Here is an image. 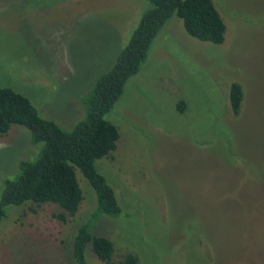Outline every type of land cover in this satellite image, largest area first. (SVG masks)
<instances>
[{"label": "rangeland", "instance_id": "1", "mask_svg": "<svg viewBox=\"0 0 264 264\" xmlns=\"http://www.w3.org/2000/svg\"><path fill=\"white\" fill-rule=\"evenodd\" d=\"M212 2L225 24L222 43L189 36L170 16L104 115L118 139L94 166L120 213L101 215L91 232L112 242L113 262L128 252L137 264H264V0ZM147 5L0 0V87L70 129L82 117L81 96L113 64ZM257 11L250 27L245 19ZM230 81L243 90L237 115ZM40 147L17 124L0 135V192ZM75 177L81 200L64 221L51 203L4 206L0 264H76L72 238L96 196L76 168ZM84 257L105 264L89 246Z\"/></svg>", "mask_w": 264, "mask_h": 264}, {"label": "trees", "instance_id": "2", "mask_svg": "<svg viewBox=\"0 0 264 264\" xmlns=\"http://www.w3.org/2000/svg\"><path fill=\"white\" fill-rule=\"evenodd\" d=\"M147 3L113 64L81 96L83 114L70 129L64 130L53 120L41 117L26 96L0 87V135L6 133L11 124H17L29 131L33 143H41L37 155L31 160H20L15 175L3 181L0 219L4 206L26 202L56 205L60 211L54 216L61 221L74 215L81 200L75 177V168L78 169L94 190L96 203L89 220L77 227L72 238L71 255L76 264H86V246L105 264L138 262L137 257L128 252L113 262L112 242L91 232V223L101 215L115 217L120 213L113 190L96 170L94 161L109 156L116 147L118 130L104 115L121 94L126 80L138 71L152 39L164 22L175 15L189 36L214 44L224 40L225 24L212 0H147ZM252 15L245 19L247 24L251 19L250 27L251 21L258 18V11ZM227 96L230 113L237 115L243 99L240 83L230 81ZM183 105V101L178 100L176 110L181 112Z\"/></svg>", "mask_w": 264, "mask_h": 264}]
</instances>
